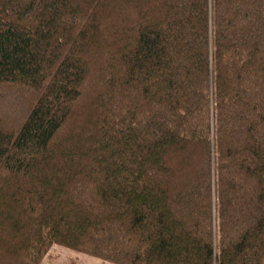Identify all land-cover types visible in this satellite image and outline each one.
<instances>
[{
    "label": "trees",
    "instance_id": "obj_1",
    "mask_svg": "<svg viewBox=\"0 0 264 264\" xmlns=\"http://www.w3.org/2000/svg\"><path fill=\"white\" fill-rule=\"evenodd\" d=\"M0 84V264H264V0H0Z\"/></svg>",
    "mask_w": 264,
    "mask_h": 264
},
{
    "label": "rangeland",
    "instance_id": "obj_2",
    "mask_svg": "<svg viewBox=\"0 0 264 264\" xmlns=\"http://www.w3.org/2000/svg\"><path fill=\"white\" fill-rule=\"evenodd\" d=\"M21 90H22L21 87L16 85L9 86L5 84H0V122L7 121L8 119L10 120L11 116L14 115L16 111L19 109L18 103L15 102L18 96H16V94L14 93H21ZM28 97L29 96H27L26 98ZM81 197L82 195L80 194V191L76 189L75 194L73 195V201L77 203L78 200L79 201L87 200L86 197L83 198ZM49 254L51 255V257L49 258H54L53 260L54 264H63L64 262L73 259L78 260L77 264H106V263H102L99 260L89 258L84 255H80L72 250H69L63 246L56 244L51 247Z\"/></svg>",
    "mask_w": 264,
    "mask_h": 264
}]
</instances>
